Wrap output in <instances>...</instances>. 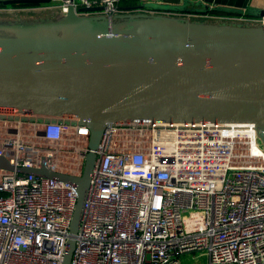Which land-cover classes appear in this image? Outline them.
<instances>
[{"label": "built area", "instance_id": "obj_1", "mask_svg": "<svg viewBox=\"0 0 264 264\" xmlns=\"http://www.w3.org/2000/svg\"><path fill=\"white\" fill-rule=\"evenodd\" d=\"M79 15L126 10L120 0H51ZM101 7L97 11L83 8ZM31 6L29 9L36 10ZM194 19L264 24V16L170 12ZM0 157L15 167L82 175L87 126L8 117L0 109ZM90 180L71 264H264V140L250 123L120 122L107 127ZM0 264H63L78 193L71 182L0 169Z\"/></svg>", "mask_w": 264, "mask_h": 264}, {"label": "water", "instance_id": "obj_2", "mask_svg": "<svg viewBox=\"0 0 264 264\" xmlns=\"http://www.w3.org/2000/svg\"><path fill=\"white\" fill-rule=\"evenodd\" d=\"M33 2L51 0H0V6ZM148 5L158 10L264 16V9L192 0ZM0 109L16 111L8 117L21 120L78 119L90 130L82 175L55 171L48 157L39 168L15 167L0 157V169L75 186L78 199L63 260L71 264L96 150L107 127L120 122L250 123L264 140V24L167 13L110 18L79 15L73 7L56 17L0 19Z\"/></svg>", "mask_w": 264, "mask_h": 264}, {"label": "crops", "instance_id": "obj_3", "mask_svg": "<svg viewBox=\"0 0 264 264\" xmlns=\"http://www.w3.org/2000/svg\"><path fill=\"white\" fill-rule=\"evenodd\" d=\"M184 0H134L130 2H125L121 7L126 10H132L141 8L142 6L148 7L151 10H154L158 13H167L170 12H183V11H174V10H158L153 6H149L150 3L156 4H173V5H182ZM192 1H201L212 6H226L233 7L238 9L247 10L250 7L256 9H264V0H192ZM47 4V3H46ZM45 3H13L7 6H0V19H16L19 16L23 18H34L36 16H48L49 14H58L53 10H46L43 8ZM35 6L36 10H31L29 7ZM219 12V11H215ZM59 15V14H58ZM202 20V19H201Z\"/></svg>", "mask_w": 264, "mask_h": 264}, {"label": "rangeland", "instance_id": "obj_4", "mask_svg": "<svg viewBox=\"0 0 264 264\" xmlns=\"http://www.w3.org/2000/svg\"><path fill=\"white\" fill-rule=\"evenodd\" d=\"M48 16L56 17L58 16V14H49ZM41 17L42 16H36L35 18H41ZM208 263H209V256L207 252H197L182 256V264H208Z\"/></svg>", "mask_w": 264, "mask_h": 264}, {"label": "trees", "instance_id": "obj_5", "mask_svg": "<svg viewBox=\"0 0 264 264\" xmlns=\"http://www.w3.org/2000/svg\"><path fill=\"white\" fill-rule=\"evenodd\" d=\"M130 1H134V0H120V5H123L125 2H130ZM1 195V193H0Z\"/></svg>", "mask_w": 264, "mask_h": 264}]
</instances>
